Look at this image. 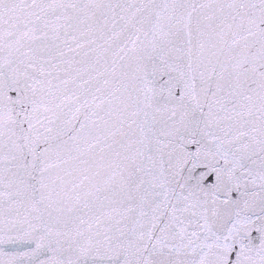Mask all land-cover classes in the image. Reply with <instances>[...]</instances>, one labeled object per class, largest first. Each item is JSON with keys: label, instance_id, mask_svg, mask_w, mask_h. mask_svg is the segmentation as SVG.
Segmentation results:
<instances>
[{"label": "snow or ice", "instance_id": "obj_1", "mask_svg": "<svg viewBox=\"0 0 264 264\" xmlns=\"http://www.w3.org/2000/svg\"><path fill=\"white\" fill-rule=\"evenodd\" d=\"M0 264H264V0H0Z\"/></svg>", "mask_w": 264, "mask_h": 264}]
</instances>
